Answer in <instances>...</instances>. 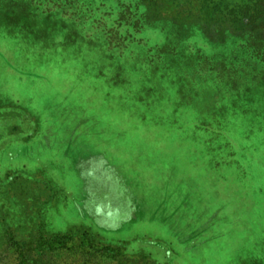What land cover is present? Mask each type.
Returning <instances> with one entry per match:
<instances>
[{"label": "rangeland", "instance_id": "1", "mask_svg": "<svg viewBox=\"0 0 264 264\" xmlns=\"http://www.w3.org/2000/svg\"><path fill=\"white\" fill-rule=\"evenodd\" d=\"M103 1L0 0V264H264V0Z\"/></svg>", "mask_w": 264, "mask_h": 264}, {"label": "trees", "instance_id": "2", "mask_svg": "<svg viewBox=\"0 0 264 264\" xmlns=\"http://www.w3.org/2000/svg\"><path fill=\"white\" fill-rule=\"evenodd\" d=\"M145 1H147V0H145ZM210 1L212 3H214V0H210ZM133 5H134L133 0H128L127 2H126V0H117V2L115 4H110L109 1H103L100 3H91L90 5L86 6L88 9V10L86 9V11H88L90 13V18L92 21L97 20L99 22L105 23V24H103L104 25V33L107 36V38L109 39L108 44L113 43V39L110 38L112 32H113V34H115L117 36L116 37L117 42L119 41V39H125L128 43V41L130 39H131V41H133V39H135V37L137 35H139V34L141 35V33H149V32H153L154 30L155 31L158 30V28L161 24V21H159L158 19H153L152 17L150 18V20L146 21V19H144V17H141L138 14L139 13L138 9H140L141 6H143V5H138L139 8H137V6L135 4V10L132 7ZM93 15L95 17H93ZM202 21H203V19H201V17H199V18L193 20L192 22H190L191 24H189V23H187V24H188V26L192 25L194 27H196V26L199 27L200 23ZM187 24L185 22H180L179 25H176V26H178V28L175 29V27H173V22L169 21L168 24L163 23V27H164V29L171 27L173 30L176 31V34H178L179 38H181L184 35ZM257 26L260 27V25H257ZM106 28H107V30H106ZM254 28H256V27H254ZM136 29H139V30H136ZM202 35L204 37H206L207 39L213 38L212 34L207 33L205 35L204 34H202ZM200 37L201 36L199 34L198 38H200ZM254 38L256 41L264 42V34L257 35ZM116 41H114V43ZM112 45H115V44H112ZM147 53H148L147 54L148 64L149 63L150 64L155 63L157 65L159 63V62L155 61L157 58H155L153 56H152V58L149 57L150 53H152L151 49L148 50ZM256 58H258V57H256ZM260 58H262V57H260ZM191 59L193 61L199 60L197 53H194L193 56L191 57ZM261 60H263V59H261ZM211 65H212V75L215 74L216 72H221L224 68H228V67H226L224 61L223 62L219 61L215 64L212 63ZM213 110L216 112L215 107L213 108ZM245 132L247 134L249 131H245Z\"/></svg>", "mask_w": 264, "mask_h": 264}, {"label": "crops", "instance_id": "3", "mask_svg": "<svg viewBox=\"0 0 264 264\" xmlns=\"http://www.w3.org/2000/svg\"><path fill=\"white\" fill-rule=\"evenodd\" d=\"M141 37H144V38L140 39L139 37L138 38L136 37L135 39H133V41H131V39L128 41L127 44L130 46V48H129L130 50H132L131 47H133V45H135V44H138V46H142L145 49H152V48H155L159 44L161 45V43L168 42L169 38L170 39L171 38H176V37L178 38L179 36H178V34H176V31L173 30L170 27V28H165V29H163L161 31H159V30L155 31L154 30L153 32H149V33H141ZM157 41H158V44H156ZM153 42H154L155 45H152ZM109 46H110V44H109ZM124 53H126V52H124ZM130 53H134L135 54V52H130ZM145 53L148 54L147 50H146ZM156 55H157V52L153 51L152 53H150L149 57L152 58V56L155 57ZM177 59H178V57H173V58H171V62L173 63ZM147 61L148 60H147V56H146V58H145V63L146 64H148ZM150 65H152V64H150ZM203 69H205V68H203ZM202 71L204 72V70H200V71H198V73L200 74V73H202ZM205 71L209 72L208 75L212 74V69H205ZM198 73H197V75H199ZM0 175H2V174H0ZM1 186H2V184L0 183V187Z\"/></svg>", "mask_w": 264, "mask_h": 264}]
</instances>
